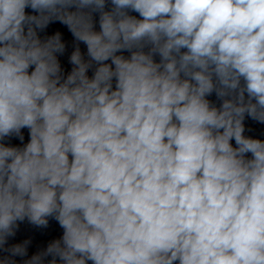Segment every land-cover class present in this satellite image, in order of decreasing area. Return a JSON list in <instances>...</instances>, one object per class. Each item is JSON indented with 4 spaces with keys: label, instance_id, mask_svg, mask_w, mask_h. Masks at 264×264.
Instances as JSON below:
<instances>
[{
    "label": "clouds",
    "instance_id": "1",
    "mask_svg": "<svg viewBox=\"0 0 264 264\" xmlns=\"http://www.w3.org/2000/svg\"><path fill=\"white\" fill-rule=\"evenodd\" d=\"M246 119L264 0H0V264H264Z\"/></svg>",
    "mask_w": 264,
    "mask_h": 264
}]
</instances>
